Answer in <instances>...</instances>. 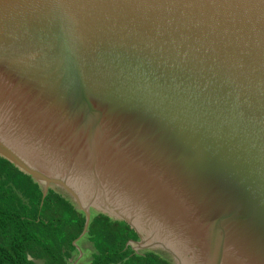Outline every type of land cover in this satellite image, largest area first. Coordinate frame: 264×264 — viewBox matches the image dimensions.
<instances>
[{
  "label": "water",
  "instance_id": "95a60500",
  "mask_svg": "<svg viewBox=\"0 0 264 264\" xmlns=\"http://www.w3.org/2000/svg\"><path fill=\"white\" fill-rule=\"evenodd\" d=\"M23 28L34 37L1 71L0 115L10 120L13 102L21 126L31 118L36 135L48 126L72 145L88 140L89 156L116 171V188L90 199L79 175L68 183L85 195L63 185L86 215L82 236L95 208L130 225L139 240L127 247L138 253L131 243L143 249L145 239L137 227L167 224L174 209L215 245L204 264L220 263L222 249L231 264H264V0H0V45ZM65 94L87 105L92 96L102 117L126 111L110 122L90 116L82 128L78 112L64 114ZM239 110L245 118L232 121ZM0 156L46 196L41 182L49 180L33 162L1 142ZM94 165L79 154L80 175ZM166 240L153 245L171 253Z\"/></svg>",
  "mask_w": 264,
  "mask_h": 264
},
{
  "label": "rangeland",
  "instance_id": "374dc122",
  "mask_svg": "<svg viewBox=\"0 0 264 264\" xmlns=\"http://www.w3.org/2000/svg\"><path fill=\"white\" fill-rule=\"evenodd\" d=\"M23 29L24 30L21 29L20 31H18L21 33V35H18V34L9 35L5 37L6 39L4 40V43L0 45V66H1L0 74H1V71H5L9 69L6 66L4 67V65L7 63V61H12L11 53L13 52V49H16V51L14 52L16 54L18 52H21V50L25 49L24 41L34 37L31 35L32 34L31 30H28L27 28H23ZM111 32L114 33V30H112ZM118 36L121 39H124L123 37H127V36H122L121 33H119ZM12 68L17 69V65H14ZM107 78H111V76H108ZM0 82L2 84L3 81L0 80ZM85 82L86 81H81V86L85 87L86 86ZM200 82L201 80L198 81L197 83L200 84ZM108 88L109 87L107 86V89ZM10 92L11 94L13 93L12 90H10ZM86 92L87 90H83L81 92V95L83 93L85 94ZM104 92H107L106 87L104 89ZM89 98H91V100ZM86 99L90 102L91 106L87 105V103H85L83 100L81 104L77 100L76 97H73L69 94L67 95L65 94L63 97L64 114H76L78 112V116L76 120L74 121L79 126H82V128H84V125L86 123L85 120L88 119L90 116L91 118H93L92 116H94L92 120L101 119L102 122L107 121V120H109L110 122L111 121L110 117L112 119L113 118L117 119L119 114L122 111H126L122 109L120 112L115 113L114 111L109 110V114L105 113L104 114L105 117H102L103 113L101 114L99 111L95 110L93 107L94 104H93L92 96L88 95ZM4 101H7V100H4ZM8 101H12V100H8ZM12 103H10V106L7 107V110L9 109V111L11 112L10 120H6L2 118V116L0 115V133H2L0 134V142L4 144L5 146L9 147L10 149L17 150L20 154L23 155L24 159H27V161H29L30 163L33 162L32 164L34 165V167L37 168L40 172H42L43 175H45V177L47 178V180H49L46 182L42 181L41 182L42 185H44V183H47L50 188L68 196L69 192L63 186L66 184L69 187V190L71 192L81 197L82 195H85V193L79 192V191L77 192L76 190L73 191L71 188V185H69L68 183L69 180L71 182L74 181L76 177L75 175L77 174L80 176L82 184L85 185L87 190H89V194L88 192L86 193L88 195L86 199H90V196L92 193H96L98 195L105 194L109 192L110 188L112 187H114V189L116 188L112 184V180L116 172L113 169L114 166L110 165L109 163L105 164L103 162H98L96 158L89 156L88 150H87L88 148H85L87 144L86 142L88 140H85L80 143L75 142V144L72 145L71 140L73 141V139L71 138L68 139L69 137H67L66 134L58 130L51 132L50 129H47L48 126H44L40 128L39 134L36 135L35 129L34 127H32V123H31V122H35V119L27 118L26 120H24V126H21L19 122H20V118L23 119V115L22 114L17 115L20 111L17 109V107L13 106ZM3 106L4 104H0V107H3ZM165 106L170 107V102H167ZM1 109L2 108H0V112H1ZM107 110L108 109H106V111ZM133 111L135 114H133L134 116L132 117H135V115H137L138 112L135 110ZM175 111L178 112L177 109H175ZM175 111L174 113L171 112V115L174 117H177V114ZM193 112H195L196 114H200L201 110L199 108H195ZM245 116L246 114L244 112L243 114H241L239 110L237 114L231 117V120L232 121L236 119L242 120L241 117L245 118ZM254 119H257V118H254ZM251 121H253V119ZM86 124H89V123H86ZM87 128H89V125L88 127H86V129ZM99 131H101L102 139H103L105 134L107 135V133L104 131L103 128L101 129L99 128ZM229 136H230L229 139H234L236 137L235 134H232ZM238 138L234 142V148L240 149L241 148L240 145L242 143L243 138L241 140ZM16 139H18V141ZM79 154L82 155V158L85 156V160L87 161L88 159V162L89 160L95 161V165L93 167H90V168L84 167L87 174L88 172L90 173L87 176L85 174L82 176L78 173V168L76 167V165H77V158ZM262 158L263 157H259L258 159H262ZM97 163H100V164L97 165ZM223 166L224 165L220 164V166H218L217 168L219 169V168H222ZM217 168L215 167V170L212 169V171L214 173H217V170H218ZM254 172H255L254 175L257 174L260 177L263 175L262 168H261V172H257V171H254ZM76 180L78 181L77 177H76ZM257 184H260V183L259 182L250 183L248 184V186L255 189L254 186ZM91 210L98 212V213L101 212L95 208H91ZM177 214H178L177 211L172 209V211L169 214L170 218L167 224L162 220L158 221V222L162 221L161 223H157L155 221L152 223L150 222V228H149L150 230L143 231L140 227H137L143 239H145L144 240L145 242L142 246L144 248L143 249L139 248L135 243H131V245L136 250H138V253H142L144 251H147L148 249L150 250L153 247L154 249L152 250L154 252L167 258L172 264H175L176 261L178 262L180 261L181 264H204L206 258L209 256L211 257H209L208 260L211 261L213 257V251H214L215 245L209 241V237L207 236L205 237L200 233L192 232L193 227L189 223L190 218L186 217L184 213L182 215L183 217ZM110 216L111 218L116 217L114 215H110ZM163 234L167 238L166 244L169 247L166 244H163V246L170 248L171 253H169L168 251L164 250L163 248L159 246L153 245V240L158 239L157 236L160 237ZM223 239L225 242L226 237H224ZM220 245L222 246V244ZM82 246H84V249H83L84 252L77 256L75 255L74 256L75 261H73V263L71 264H92V262L90 263L92 256L88 252H86L87 250L85 249H89L92 252H94V249L91 247L89 243H85L84 245L82 244ZM224 248L227 249L226 247ZM228 251L222 249L221 260H220V263L218 264H231L232 263L231 257L229 256ZM40 264H43V263H40Z\"/></svg>",
  "mask_w": 264,
  "mask_h": 264
},
{
  "label": "trees",
  "instance_id": "16d2710c",
  "mask_svg": "<svg viewBox=\"0 0 264 264\" xmlns=\"http://www.w3.org/2000/svg\"><path fill=\"white\" fill-rule=\"evenodd\" d=\"M86 215L66 195L41 186L0 157V264H71L88 252L92 264H172L154 251L135 252L137 233L122 220L91 210ZM82 236V237H81Z\"/></svg>",
  "mask_w": 264,
  "mask_h": 264
},
{
  "label": "bare ground",
  "instance_id": "6f19581e",
  "mask_svg": "<svg viewBox=\"0 0 264 264\" xmlns=\"http://www.w3.org/2000/svg\"><path fill=\"white\" fill-rule=\"evenodd\" d=\"M157 237H159V236H157Z\"/></svg>",
  "mask_w": 264,
  "mask_h": 264
}]
</instances>
